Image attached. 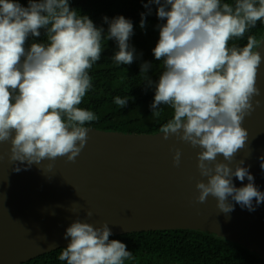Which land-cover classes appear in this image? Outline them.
<instances>
[{
    "label": "clouds",
    "instance_id": "1",
    "mask_svg": "<svg viewBox=\"0 0 264 264\" xmlns=\"http://www.w3.org/2000/svg\"><path fill=\"white\" fill-rule=\"evenodd\" d=\"M152 3L163 21L157 25L159 39L152 51L164 67L157 81L148 75L144 81L155 89L150 105L154 117L161 115L162 105L174 110L160 132L165 140L177 135L200 149L197 168L206 179L196 182L199 202L212 196L218 210L228 214L234 210L231 198L254 211L253 200L264 203V192L255 186L243 160L234 168L232 161L248 140L242 121L260 95L256 78L264 58L258 49L264 40L249 36L242 47L229 46V41L264 22V0H148L144 6L149 13ZM104 21L106 35L103 27L71 8L69 0H28L27 7L18 0H0V142L10 141L12 161L28 166L57 157L75 161L85 147L89 128L84 125L98 117L79 105L92 87L89 70L101 59L102 41L117 42L111 57L115 64L130 65L136 59L129 43L131 20L118 15L111 20L105 16ZM145 24L141 13L140 27ZM41 29L47 42L26 47L30 36L40 37ZM151 67L143 62L140 73L148 74ZM114 103L123 108L128 99L116 96ZM180 159L177 149L173 163L178 166ZM261 160L264 168V157ZM233 177L248 182L236 187ZM85 214L91 217L92 211ZM111 235L107 222L94 226L76 219L66 229L70 242L58 258L66 264L132 260L126 244Z\"/></svg>",
    "mask_w": 264,
    "mask_h": 264
},
{
    "label": "water",
    "instance_id": "2",
    "mask_svg": "<svg viewBox=\"0 0 264 264\" xmlns=\"http://www.w3.org/2000/svg\"><path fill=\"white\" fill-rule=\"evenodd\" d=\"M258 50L264 58V41ZM256 86L260 95L253 98L254 110L242 121L248 140L232 167L243 160L255 186L264 192V59ZM84 127L89 128L88 140L75 161L57 157L28 166L10 159V141L0 142V264H20L66 247L70 242L66 229L76 219L94 226L107 222L112 234L164 229L207 232L264 259V203L256 205L253 200L255 210L249 211L229 198L234 210L225 214L212 196L199 202L196 182L206 179L197 168L199 148L177 135L165 140L160 130ZM177 149L178 166L173 163ZM247 182L233 177L236 187ZM86 210L92 211L91 217Z\"/></svg>",
    "mask_w": 264,
    "mask_h": 264
},
{
    "label": "trees",
    "instance_id": "3",
    "mask_svg": "<svg viewBox=\"0 0 264 264\" xmlns=\"http://www.w3.org/2000/svg\"><path fill=\"white\" fill-rule=\"evenodd\" d=\"M27 7L28 0H18ZM234 4L235 0H222ZM148 0H69L70 7L80 15H87L97 27H103L107 34L108 24L104 17L112 18L123 15L133 23V35L130 45L135 48L133 63L117 65L111 59L118 50L115 40H103L101 59L89 70L92 87L87 91L79 107L93 111L98 119L86 123L103 129L131 132L153 133L159 131L174 115V110L162 105L161 115L154 117L150 105L154 100V87L147 86L145 75L157 81L163 71V61H157L153 54L159 39L157 25L163 23L157 17V5L150 4L151 12L145 8ZM141 13L145 14L146 24L140 27ZM40 37H29L26 44L44 42L47 38L45 29ZM264 35V22L258 21L249 28L242 38H232L229 46H244L249 36L260 41ZM150 62L148 74L140 73V65ZM127 98L125 107L114 103V98ZM110 239L125 243L133 253L132 260L124 264H264L256 253L225 238L191 229H164L124 234H112ZM65 247L46 252L20 264H66L59 260V254Z\"/></svg>",
    "mask_w": 264,
    "mask_h": 264
}]
</instances>
